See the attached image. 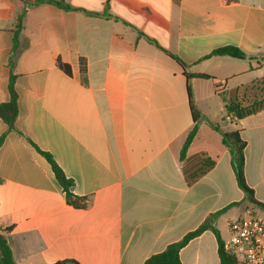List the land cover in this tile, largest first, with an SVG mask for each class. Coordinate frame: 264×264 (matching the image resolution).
<instances>
[{"label":"crops","instance_id":"crops-1","mask_svg":"<svg viewBox=\"0 0 264 264\" xmlns=\"http://www.w3.org/2000/svg\"><path fill=\"white\" fill-rule=\"evenodd\" d=\"M24 1L36 0H0V104L13 60L19 109L8 133L0 118V230L15 263L143 264L241 202L216 221L226 242L228 222L251 209L216 126L240 130L246 181L264 203V109L227 112L264 107V0ZM226 46L246 59L211 55ZM188 87L202 117L183 155L196 125ZM45 154L86 208L67 203ZM180 258L221 264L218 238L205 231Z\"/></svg>","mask_w":264,"mask_h":264},{"label":"trees","instance_id":"trees-1","mask_svg":"<svg viewBox=\"0 0 264 264\" xmlns=\"http://www.w3.org/2000/svg\"><path fill=\"white\" fill-rule=\"evenodd\" d=\"M46 1L53 2L56 5L64 7L66 9H71L70 6L65 5L64 3L54 2L51 0L24 1V3L26 7H31V6L40 4V3H44ZM25 14H26V10H24L18 16L17 26L14 32V49L12 50V57L18 45V38H19L21 29H22L23 18ZM211 55L212 56H229V57L236 58V59H246L247 57L246 54L242 50L234 46H226V47L219 48L215 50ZM171 56L174 59H176L182 65L183 68H187V66L179 58H177L174 55H171ZM60 67L67 74L71 73L70 67L68 65L60 63ZM10 68L12 70L10 81H9L10 100L8 102L0 104V118L8 126L7 133L15 129V124L18 119V113H19L18 96L15 91L16 76L13 72V68H14L13 60L10 61ZM187 75L189 77H197V78H202V79L211 78L210 76H207V75H196V74H189V73ZM188 93L190 97L191 110H192V114H193L196 125L194 129L190 132L187 138V141L183 148V153H182L183 155H185L186 150L188 149L190 143L192 142L194 136L196 135L197 123L200 121L202 117L200 112H198L195 106L193 105L190 87H188ZM262 109H264V107H261L260 105L243 107L238 102H235V101L230 102L227 105L228 114H235L239 120L249 117L255 114L257 111L262 110ZM215 128L216 130L220 131L222 135L223 144L230 150V153L232 156V167L235 172L238 186L240 187V189H242V191L245 194V201H248L251 206L257 207L262 212H264V203L256 200L254 196V190L249 187L246 181L245 149H246L247 142L241 137L240 130H235L231 132H223L218 126H216ZM7 133L0 137V147L5 140ZM45 155L50 161L54 174L56 176V179L66 195L67 203L76 209L86 208L88 206L86 198L76 196L73 193V186H74L73 181L66 177L64 172L59 168V166L55 163V161L52 159V157L49 154H45ZM240 204L241 202L232 203L228 205L226 208L211 214L197 229L186 234L183 237V239H181L180 241L168 245L167 248L163 252L151 255L143 264H183L180 258L181 250L191 240L200 236L205 231H212L218 238L219 256H220L221 264H235V260L233 256L224 249L225 242L223 241L220 235V232L218 228L216 227V221L221 215L227 212L230 208L234 206H238ZM0 264H16L14 257H13L12 249L8 242V239L5 234H2V230H0ZM57 264H79V263L73 260H64L62 262H58Z\"/></svg>","mask_w":264,"mask_h":264},{"label":"built area","instance_id":"built-area-1","mask_svg":"<svg viewBox=\"0 0 264 264\" xmlns=\"http://www.w3.org/2000/svg\"><path fill=\"white\" fill-rule=\"evenodd\" d=\"M261 67L264 71V57ZM231 115L234 120L238 119L235 114ZM228 231L230 236L224 249L233 256L235 264H264V217L248 211L231 219Z\"/></svg>","mask_w":264,"mask_h":264},{"label":"rangeland","instance_id":"rangeland-1","mask_svg":"<svg viewBox=\"0 0 264 264\" xmlns=\"http://www.w3.org/2000/svg\"><path fill=\"white\" fill-rule=\"evenodd\" d=\"M229 123V122H228ZM237 127H240V126H242V124H241V122H238L237 124ZM248 209H251V211L252 212H254L255 213V215L256 216H258V217H264V214H263V212L261 211V210H259L257 207H253V206H248L247 207ZM239 213H240V210L238 209V207H235L234 209H233V211H232V214H234L235 216H238L239 215ZM243 215V214H242ZM234 216V217H235ZM239 217V216H238ZM225 222H226V220L225 219H222L221 220V226L222 227H225ZM226 237H227V239L229 238V234L227 235L226 234Z\"/></svg>","mask_w":264,"mask_h":264}]
</instances>
